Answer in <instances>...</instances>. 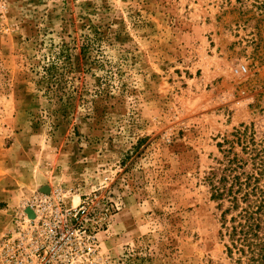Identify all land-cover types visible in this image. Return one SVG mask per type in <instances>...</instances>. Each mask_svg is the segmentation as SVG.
I'll return each instance as SVG.
<instances>
[{"label":"rangeland","instance_id":"obj_1","mask_svg":"<svg viewBox=\"0 0 264 264\" xmlns=\"http://www.w3.org/2000/svg\"><path fill=\"white\" fill-rule=\"evenodd\" d=\"M262 2L0 0V229L48 187L88 211L73 264H232L204 177L264 137Z\"/></svg>","mask_w":264,"mask_h":264},{"label":"trees","instance_id":"obj_2","mask_svg":"<svg viewBox=\"0 0 264 264\" xmlns=\"http://www.w3.org/2000/svg\"><path fill=\"white\" fill-rule=\"evenodd\" d=\"M62 63L64 73H59L56 60L45 68L47 92L62 91L65 73H73L72 92H63L78 95L81 90L75 81L80 75L75 72L82 71L81 63L71 59ZM218 146L222 157L204 181L220 211L224 252L232 264H264V137H258L252 125L241 124Z\"/></svg>","mask_w":264,"mask_h":264},{"label":"built area","instance_id":"obj_3","mask_svg":"<svg viewBox=\"0 0 264 264\" xmlns=\"http://www.w3.org/2000/svg\"><path fill=\"white\" fill-rule=\"evenodd\" d=\"M83 204L36 192L13 210L0 236V264H73L81 257Z\"/></svg>","mask_w":264,"mask_h":264},{"label":"crops","instance_id":"obj_4","mask_svg":"<svg viewBox=\"0 0 264 264\" xmlns=\"http://www.w3.org/2000/svg\"><path fill=\"white\" fill-rule=\"evenodd\" d=\"M20 181H23V179L21 178ZM35 186H36V184L33 183V185L30 187V189H32V187H35ZM21 191H22V190L18 189V196H19V197H20ZM19 197H18V198H19ZM9 223H10V222H9ZM9 223H7L6 226L3 227V229H0V236L3 234L4 229H6L8 226H10Z\"/></svg>","mask_w":264,"mask_h":264},{"label":"water","instance_id":"obj_5","mask_svg":"<svg viewBox=\"0 0 264 264\" xmlns=\"http://www.w3.org/2000/svg\"><path fill=\"white\" fill-rule=\"evenodd\" d=\"M49 190H48V187H46V188H43V192H48Z\"/></svg>","mask_w":264,"mask_h":264}]
</instances>
